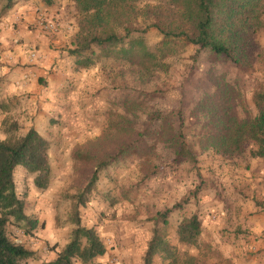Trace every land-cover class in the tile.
<instances>
[{"label":"rangeland","instance_id":"1","mask_svg":"<svg viewBox=\"0 0 264 264\" xmlns=\"http://www.w3.org/2000/svg\"><path fill=\"white\" fill-rule=\"evenodd\" d=\"M13 1L6 9V0H0V28L7 31L0 40V77H18L32 68L33 76L41 81L57 77L66 82L62 98H46L66 108L65 116L52 118V128L46 131L51 167L48 187L35 188L33 177L22 167L14 171L24 213L36 221L29 232L23 223L6 227L13 242L34 253L23 264L51 262L69 242L74 226L69 221L68 196L87 176L71 158V150L107 130L109 136L115 135L122 118L125 130L133 135L140 132L139 148L102 170L85 206L79 207L81 226L94 229L106 248L95 262L142 264L154 219L161 213L168 214L167 222L155 228L165 235L172 257L155 255L159 264H180L188 257H195L197 264L211 261V251L202 243L191 247L177 240L178 223L192 214L198 216L203 230L222 227L228 234L247 237L252 233L264 240V197L258 193L260 183L250 181L248 153L229 160L202 146L209 130L203 104L218 97L220 90L229 93V111L239 120L255 113L253 94L264 90V15L242 70L208 48L171 39L155 68L103 59L83 70L67 55L76 31L72 0H53L49 7L40 0ZM143 37L150 49L163 41L154 28ZM29 57L35 63L27 61ZM18 99L16 95L11 99V110L2 109L9 116L0 125V140L19 136L28 127L16 112ZM26 108L21 106L19 111ZM111 123L115 125L109 129ZM180 142L191 155L178 158ZM238 203L239 214L234 210L230 216L233 204ZM220 207L229 210L226 216L217 210Z\"/></svg>","mask_w":264,"mask_h":264},{"label":"trees","instance_id":"2","mask_svg":"<svg viewBox=\"0 0 264 264\" xmlns=\"http://www.w3.org/2000/svg\"><path fill=\"white\" fill-rule=\"evenodd\" d=\"M72 1L77 12L76 31L69 40L67 55L74 59L76 68L83 70L103 59L155 68L163 60L168 39L208 48L242 70L245 60L251 56L249 48L254 45L264 15V0ZM40 2L49 7L53 0ZM13 3L6 0V9ZM149 28L163 37L160 45L152 49L143 37ZM224 93L220 90L218 97L203 104L209 130L202 146L229 160L242 158L246 152L249 159H264V90L254 92L255 113L244 120L229 111L230 96ZM120 122L115 135L109 136L107 130L95 140L72 148L71 158L87 176L83 185H78L68 196L72 205L69 221L74 226L69 242L54 260L43 264H99L95 259L105 255L106 248L95 230L81 226L79 207L85 206L102 170L139 148L140 132L133 135L125 130L122 124L125 119ZM112 123L109 129L114 127ZM49 145L34 128L0 140V264H23L34 256L32 251L8 237L6 227L23 223L29 232L36 225L24 213V202L16 193L14 171L22 167L33 177L35 188L46 189L51 175ZM189 155L185 143L180 142L178 158ZM167 215L158 214L155 226L165 224ZM155 226L141 258L142 264H152L155 255H163L164 259L172 257L165 235ZM175 232L180 244L198 247L201 243V224L196 214L182 218ZM180 264H197V260L188 257Z\"/></svg>","mask_w":264,"mask_h":264},{"label":"crops","instance_id":"3","mask_svg":"<svg viewBox=\"0 0 264 264\" xmlns=\"http://www.w3.org/2000/svg\"><path fill=\"white\" fill-rule=\"evenodd\" d=\"M6 32L4 28H0L1 41ZM36 38L42 39L39 35H36ZM36 45H39L38 42ZM27 61L35 63V59L31 60L30 57ZM33 73L34 71L30 68V70L21 71L18 77H13V75L0 77V125L6 116H9L7 111L2 110L3 107H6L8 111L11 110L12 106L9 105L11 99L14 95L20 96V99H18L20 103L15 107L17 114L24 118V122L28 126L25 132L29 128H34L40 135L47 138L46 131L52 128L51 119L65 116L66 108L64 104L54 101L48 102L46 98H51L52 95L62 98L66 92V82L59 81L57 77H46L44 81H41L40 77H34ZM39 83H43V86H39ZM21 106H27V108L19 111ZM46 123L49 124V128L44 127ZM249 164V172L251 173V180H249L260 183L258 193L264 197V159H250ZM220 208L217 210L226 216L229 210H225L223 207ZM241 209L239 203L233 204L231 211H229L230 216H234L232 211L236 210L235 212L239 214ZM219 211H217L218 214ZM218 218L220 219V217ZM241 222L244 223L245 221L241 219ZM221 228L212 226L207 231L201 228L200 241L204 247L211 251L212 259L209 264H264L263 239H258L252 233L247 237L245 235L228 234L221 231ZM193 255L197 256L196 253H193ZM152 262V264H159V257L154 256Z\"/></svg>","mask_w":264,"mask_h":264}]
</instances>
